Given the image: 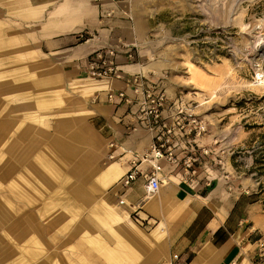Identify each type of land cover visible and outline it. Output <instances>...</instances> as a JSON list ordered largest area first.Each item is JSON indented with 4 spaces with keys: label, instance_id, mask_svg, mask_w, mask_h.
<instances>
[{
    "label": "rangeland",
    "instance_id": "obj_1",
    "mask_svg": "<svg viewBox=\"0 0 264 264\" xmlns=\"http://www.w3.org/2000/svg\"><path fill=\"white\" fill-rule=\"evenodd\" d=\"M23 1L0 0V264H164L163 238L151 235L157 224L119 203L120 186H105L101 197L136 222L149 246L101 221L100 198L77 200V185L90 193L110 160L90 166L98 148L77 138L97 133L85 106L90 93L76 88L92 77L64 72L63 58L34 31L44 19L29 17ZM120 1V18L139 36L143 75L161 79L169 101L189 104L206 123L196 153L209 152L195 166L248 198L264 264V84L255 83L264 74V0ZM82 33L78 41L91 38ZM140 192L135 181L129 198Z\"/></svg>",
    "mask_w": 264,
    "mask_h": 264
},
{
    "label": "crops",
    "instance_id": "obj_2",
    "mask_svg": "<svg viewBox=\"0 0 264 264\" xmlns=\"http://www.w3.org/2000/svg\"><path fill=\"white\" fill-rule=\"evenodd\" d=\"M25 1L28 3L26 10L29 17L44 19L42 25L34 30L43 36L42 46L63 58L62 69L71 77L85 74L84 64L88 56L103 46L119 49L121 42L133 48V59L121 50L116 57L120 77L85 78L76 86L80 91L90 93L85 106L89 124L98 133L92 134L96 140L91 144L98 150L88 153L87 162L93 166L99 156L105 158L106 154L110 159L106 168L98 170V174L95 167L92 168L99 184L93 183L89 188L90 193L84 192L85 189L78 184L76 198L78 200L81 196L84 203L94 200V197L100 198L95 214L101 221L106 222L108 219L119 223V232L134 237L144 247L149 246V237L140 234L136 222L127 213L120 214L106 205L101 197L105 186L115 185V189L119 188V178L134 166L131 160L135 155L141 157L146 153L152 142V135L138 122L137 104L127 103L118 96L112 100L107 98L108 93L115 95L123 91L135 101L138 96L132 89V75L145 74L144 66L136 60L139 50L135 46L139 36L136 37L135 31H131L128 26L131 22L120 18L126 14L123 13V1ZM128 17L131 18L130 15ZM82 32L91 38L78 41ZM79 136L78 133V140L89 145ZM159 163L162 166V183L156 196L145 206L137 203L144 197L145 176L152 170L150 161H139L136 157L137 176L127 188L122 189L121 195L130 213L137 212L141 218L157 224L151 235L158 240L163 238L164 264H168L175 255L178 256L179 264H263L254 229L247 221V197L235 196L230 191L231 186L226 189L219 179L206 176L202 167L191 170L165 160ZM135 181H139L141 192L137 198L130 199ZM132 205L139 209H133ZM31 249L35 251L33 247ZM120 249L130 250L122 244ZM155 251L153 249L150 254L152 259L156 258Z\"/></svg>",
    "mask_w": 264,
    "mask_h": 264
},
{
    "label": "built area",
    "instance_id": "obj_3",
    "mask_svg": "<svg viewBox=\"0 0 264 264\" xmlns=\"http://www.w3.org/2000/svg\"><path fill=\"white\" fill-rule=\"evenodd\" d=\"M83 37V33L79 34ZM127 53L133 59V48L122 43L119 49L103 46L91 53L85 64V74L92 78L103 79L120 77L116 57L119 52ZM131 85L138 98L133 101L123 91L115 95L107 94L112 100L114 96L130 104H137L138 122L152 135L149 150L141 157L135 155L131 160L134 165L120 180V187L127 188L137 176L136 157L140 160L150 161L152 170L145 176L143 184L144 196L156 193L162 183V166L160 160H165L173 165H181L185 169H195L202 154L209 152L202 148L197 154V140L206 132V123L194 112V107L182 100L169 101L165 85L159 78H150L141 73L132 75ZM119 203L125 205V199L120 197ZM263 244L260 243V247ZM178 256H174L168 264H179Z\"/></svg>",
    "mask_w": 264,
    "mask_h": 264
},
{
    "label": "bare ground",
    "instance_id": "obj_4",
    "mask_svg": "<svg viewBox=\"0 0 264 264\" xmlns=\"http://www.w3.org/2000/svg\"><path fill=\"white\" fill-rule=\"evenodd\" d=\"M258 75V78H257V80H256V82L255 83H259V84H264V74L262 75V74H257ZM90 79V78H89ZM94 79H96V78H94ZM103 79H105V78H103ZM109 79V78H108ZM79 138H81V140H83L84 142H86L87 144H92V143H94L95 142V140H96V138L92 135V133L91 132H84V134H82V135H80L79 136ZM118 185H120L119 183H118ZM158 192V191H157ZM156 192V193H157ZM156 193H154V194H152V195H149V196H147V197H142L141 199H139V201H138V203H137V205H140V206H145V204L150 200V199H152L154 196H156ZM152 203V202H151ZM151 203H149L150 205H151ZM148 204V205H149ZM146 208V207H145ZM148 211V210H147ZM153 235V234H152Z\"/></svg>",
    "mask_w": 264,
    "mask_h": 264
}]
</instances>
